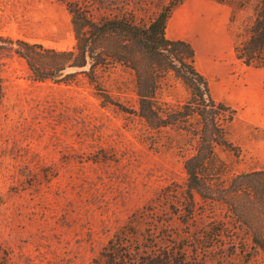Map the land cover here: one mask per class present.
Here are the masks:
<instances>
[{"label":"rangeland","instance_id":"1","mask_svg":"<svg viewBox=\"0 0 264 264\" xmlns=\"http://www.w3.org/2000/svg\"><path fill=\"white\" fill-rule=\"evenodd\" d=\"M100 1L92 8L96 20L133 16L141 24L170 2ZM257 2L184 0L166 27L169 39L192 45L212 97L235 111L228 133L240 156L217 150L221 170L214 180L224 185L264 170V69L245 67L232 50L245 38ZM0 38L55 51L75 44L70 14L57 0H0ZM6 46L0 40L1 264H91L132 222L138 233L152 229L180 239L199 264H264V254L251 248L223 205L205 203L190 227L168 213L184 189L183 162L192 151L177 147L185 143L176 132L149 133L139 118L115 106L136 108L130 70L98 73L100 94L109 98L103 102L82 73L62 79L74 69L35 81L25 60ZM167 79L158 97L176 110L188 92L171 75ZM167 189L168 199L162 197ZM216 224L224 236L207 248L201 235Z\"/></svg>","mask_w":264,"mask_h":264},{"label":"trees","instance_id":"2","mask_svg":"<svg viewBox=\"0 0 264 264\" xmlns=\"http://www.w3.org/2000/svg\"><path fill=\"white\" fill-rule=\"evenodd\" d=\"M57 1L70 14L75 40L71 50L55 51L0 38L7 44L2 49L24 59L35 81L58 77L72 69L76 71L65 74L62 79L82 73L95 85L103 102L109 98L100 94L98 73L117 66L130 70L136 108L115 106L139 118L149 133L176 132L185 143L176 142L177 147L181 150L189 147L192 151L183 162L184 189L168 213L182 226L190 227V221L205 203H219L234 222L241 223L251 248L264 254V170L241 173L228 185L214 180L221 170L218 149L235 158L240 156V148L229 139L228 133L235 111L212 97L207 78L196 68L192 45L166 36L171 14L184 0H170L154 18L143 24L136 23L133 16L96 20L92 8L103 5L104 1ZM232 50L235 59L245 67L264 69V0H258L245 38L234 43ZM168 75L188 92L187 100L176 110L160 102L158 97L161 88L168 83ZM2 96L0 82V101ZM170 196L167 189L162 197L168 199ZM147 211L152 212L151 209ZM224 231L219 224L205 229L201 235L202 244L212 248L214 242L224 236ZM168 238L152 229L138 233L134 223H128L114 234L91 264H199L190 259L188 248L180 239Z\"/></svg>","mask_w":264,"mask_h":264}]
</instances>
